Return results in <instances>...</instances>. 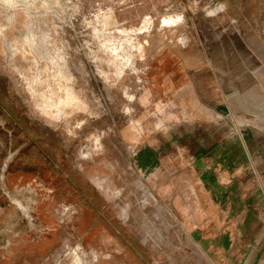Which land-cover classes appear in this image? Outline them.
<instances>
[{
  "label": "rangeland",
  "instance_id": "374dc122",
  "mask_svg": "<svg viewBox=\"0 0 264 264\" xmlns=\"http://www.w3.org/2000/svg\"><path fill=\"white\" fill-rule=\"evenodd\" d=\"M29 24L0 56V264H264V0Z\"/></svg>",
  "mask_w": 264,
  "mask_h": 264
},
{
  "label": "clouds",
  "instance_id": "9594fccd",
  "mask_svg": "<svg viewBox=\"0 0 264 264\" xmlns=\"http://www.w3.org/2000/svg\"><path fill=\"white\" fill-rule=\"evenodd\" d=\"M47 0H0V56L3 55L4 41L7 39L6 34L14 30L17 23L23 24L27 30V34L23 37L24 46H34L36 36L31 31L29 21L37 12L41 3H46ZM219 11H226V4L217 5ZM216 9L208 12L209 16L215 15ZM19 41L12 40L8 45V51L12 56L19 54Z\"/></svg>",
  "mask_w": 264,
  "mask_h": 264
},
{
  "label": "bare ground",
  "instance_id": "6f19581e",
  "mask_svg": "<svg viewBox=\"0 0 264 264\" xmlns=\"http://www.w3.org/2000/svg\"><path fill=\"white\" fill-rule=\"evenodd\" d=\"M163 21H164V22H167V23H168V22H174V21H175V18H171V17L167 18V17H166V18L163 19Z\"/></svg>",
  "mask_w": 264,
  "mask_h": 264
}]
</instances>
